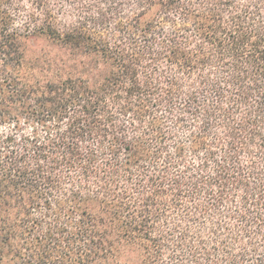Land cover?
Segmentation results:
<instances>
[{"label":"trees","instance_id":"trees-1","mask_svg":"<svg viewBox=\"0 0 264 264\" xmlns=\"http://www.w3.org/2000/svg\"><path fill=\"white\" fill-rule=\"evenodd\" d=\"M0 264H264V0H0Z\"/></svg>","mask_w":264,"mask_h":264},{"label":"rangeland","instance_id":"rangeland-1","mask_svg":"<svg viewBox=\"0 0 264 264\" xmlns=\"http://www.w3.org/2000/svg\"><path fill=\"white\" fill-rule=\"evenodd\" d=\"M47 49H48V48H47L46 45H44V44H40V45H36V47L34 48L33 51L36 50V52H38V51L41 50L39 53H42V51L47 50Z\"/></svg>","mask_w":264,"mask_h":264}]
</instances>
